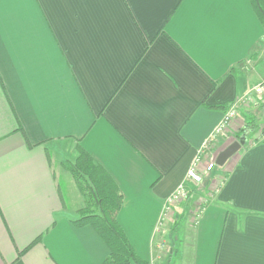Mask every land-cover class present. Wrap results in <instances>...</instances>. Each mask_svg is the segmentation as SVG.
<instances>
[{
    "label": "crops",
    "instance_id": "1",
    "mask_svg": "<svg viewBox=\"0 0 264 264\" xmlns=\"http://www.w3.org/2000/svg\"><path fill=\"white\" fill-rule=\"evenodd\" d=\"M263 58L250 0H0V264L107 258L72 221L83 198L60 163L80 147L118 185V220L149 264H264V141L251 144L264 120L225 177L208 172L167 217L168 254L154 242L164 201L204 165L200 149L263 78Z\"/></svg>",
    "mask_w": 264,
    "mask_h": 264
},
{
    "label": "trees",
    "instance_id": "2",
    "mask_svg": "<svg viewBox=\"0 0 264 264\" xmlns=\"http://www.w3.org/2000/svg\"><path fill=\"white\" fill-rule=\"evenodd\" d=\"M250 2L264 26V0ZM247 114L251 115L250 111ZM252 118L256 120L253 115L246 125L253 131L258 121L253 124ZM60 165L71 174L84 199V206L78 210L73 224L92 227L109 249L102 264H149L136 253L118 220L124 197L107 171L81 147L75 160H64Z\"/></svg>",
    "mask_w": 264,
    "mask_h": 264
},
{
    "label": "built area",
    "instance_id": "3",
    "mask_svg": "<svg viewBox=\"0 0 264 264\" xmlns=\"http://www.w3.org/2000/svg\"><path fill=\"white\" fill-rule=\"evenodd\" d=\"M264 61V58H263ZM264 96V76L263 78L252 88H250L241 98L232 104L229 109L225 112L223 119L217 125L215 130L212 132L208 140L204 143L201 152H207V159H205L204 165H202V158L198 157L193 162L190 170L188 171L187 179L192 181H201L202 177L205 173L209 172L213 169L216 164V159L219 153L216 151L214 147L212 150L210 147L215 143L213 142L217 135L223 132L224 128L228 126L232 121L235 119L239 114V108L244 104H252L256 102V98ZM231 121V122H230ZM230 122V123H229ZM227 128V127H226ZM212 157V160H209ZM202 166L204 167L202 170ZM202 174V175H201ZM187 196L186 192V185L181 184L178 188L164 201L162 207V213L159 217L158 223L154 229V242L156 243L157 247L163 248L164 241H163V234H165V223L167 217L173 212V207L177 206L178 203H181L185 200ZM164 225V228H163ZM158 239H160L158 241Z\"/></svg>",
    "mask_w": 264,
    "mask_h": 264
},
{
    "label": "rangeland",
    "instance_id": "4",
    "mask_svg": "<svg viewBox=\"0 0 264 264\" xmlns=\"http://www.w3.org/2000/svg\"><path fill=\"white\" fill-rule=\"evenodd\" d=\"M264 96H262V97H259L260 99L261 98H263ZM256 100V102L255 103H258L259 104V99L258 98H256L255 99ZM255 107H257L256 106V104H254V103H252V104H248V105H242V110H244V109H246V111L248 110H250V109H253V108H255ZM247 111V112H248ZM264 106H261L260 108H258V109H256V110H254V112L253 111H251L250 110V113H251V115H249L248 116V114H244V117L246 118V119H243L244 121H242V113H240V111H239V115L235 118V119H232L229 123V125L228 126H226L225 128H224V130H223V132H221V133H219L218 135H217V137L214 139V141L213 142H215L211 147H210V149L212 150L214 147L216 148V144H217V142H218V140H219V138H220V136L222 135V134H224L225 132H226V130L228 129V127L230 126V125H232L233 123H237V130H238V132H236L237 134H236V136H235V138H233V140L231 141L232 143L234 142V141H239L240 139H241V137H246V136H248L251 132H253L251 129H250V127H247V125H246V123H248V121L250 120V117L251 116H256V120L254 119V118H252V120L251 121H253V124H255L257 121H258V127H260V125H261V123L259 124V121H263L264 120ZM246 126V127H245ZM261 131H260V128H259V131H260V133L258 134V135H255V137H251V144L252 145H255V144H257V143H259V142H261V141H264V126L262 127L261 126ZM245 129V130H244ZM69 149H72V147H68ZM216 151L218 152V153H220V151L219 150H217L216 149ZM68 156H69V154H67ZM58 157H60V159L63 157L64 159L66 158V156L65 155H56V158L57 159H59ZM209 160H212V157L209 159ZM71 161H73L72 159H71ZM227 163V162H226ZM228 166V164L227 165H225L224 167H227ZM62 167V166H61ZM223 166H218V165H215L214 167H213V169L212 170H210L209 172H217L218 174H219V172L220 171H222L221 169H218V168H222ZM63 169V168H62ZM64 170V169H63ZM65 172H68V171H66V170H64ZM223 172V171H222ZM208 173V172H207ZM207 173H205L204 175H203V177H202V180L201 181H192L191 182V180H190V183L189 184H186V183H184L183 185H186V192H187V196H186V198H185V200H187V198H188V196H190V192H191V190H192V188L194 187V186H200V185H202L204 182H206V181H204L205 180V177H206V175H207ZM68 174H69V176L72 178V185H73V188H76V190H78V188H77V186H76V184H75V181H74V179H73V177L71 176V174L68 172ZM225 174H227L225 171L223 172V177H225ZM202 175V174H201ZM222 180H224V179H222ZM205 184V183H204ZM74 190V189H73ZM79 191V190H78ZM216 191V190H215ZM80 192V191H79ZM214 192V191H213ZM215 193V192H214ZM80 195H81V193H80ZM81 197H82V195H81ZM83 198V197H82ZM83 200V204H82V207L84 206V199H82ZM184 201V200H183ZM182 201V202H183ZM181 202V203H182ZM181 203H178V205H180ZM177 205V206H178ZM207 205V203H206V201L205 202H202L201 204H199L197 207V209H196V211H195V213L193 214V217H194V219L192 220V222L193 223H196V221H197V219H195V218H197V216H198V214L203 210V208L205 207ZM177 206H175V207H173V209L175 210L176 208H177ZM81 207V208H82ZM80 209V208H79ZM163 228H164V225H163ZM166 233V232H165ZM167 234V233H166ZM175 237V236H174ZM168 237H166V239L164 238L163 239V241H165L166 242V244H165V247H163L162 248V250H165L166 252H167V254H168V250H169V242H168V239H167Z\"/></svg>",
    "mask_w": 264,
    "mask_h": 264
},
{
    "label": "water",
    "instance_id": "5",
    "mask_svg": "<svg viewBox=\"0 0 264 264\" xmlns=\"http://www.w3.org/2000/svg\"><path fill=\"white\" fill-rule=\"evenodd\" d=\"M245 142L246 138L242 137L239 141H234L233 143H231L228 147H226L219 153L216 159V164L218 166H224L226 162L242 148Z\"/></svg>",
    "mask_w": 264,
    "mask_h": 264
}]
</instances>
